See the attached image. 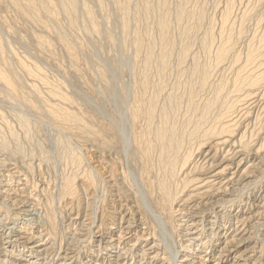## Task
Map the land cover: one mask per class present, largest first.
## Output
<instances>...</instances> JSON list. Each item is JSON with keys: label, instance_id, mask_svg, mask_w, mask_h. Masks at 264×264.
<instances>
[{"label": "rangeland", "instance_id": "rangeland-1", "mask_svg": "<svg viewBox=\"0 0 264 264\" xmlns=\"http://www.w3.org/2000/svg\"><path fill=\"white\" fill-rule=\"evenodd\" d=\"M61 1L0 0V264H264V0Z\"/></svg>", "mask_w": 264, "mask_h": 264}, {"label": "bare ground", "instance_id": "bare-ground-1", "mask_svg": "<svg viewBox=\"0 0 264 264\" xmlns=\"http://www.w3.org/2000/svg\"><path fill=\"white\" fill-rule=\"evenodd\" d=\"M14 2H18V1H20V0H13ZM25 1V0H24ZM30 3H32V0H28ZM117 1V0H116ZM77 2H78V0H77ZM75 0H62L61 1V5H63L62 7V10H63V12H65V13H67L69 16H71V17H74L75 16V14L77 13V11H78V8H80V6H79V4L77 3ZM29 3V4H30ZM131 3V2H130ZM15 5V4H14ZM31 6H32V4H31ZM124 6V5H123ZM46 7V6H45ZM44 7V8H45ZM119 7H120V5H119ZM46 10H48L47 8H45ZM127 9V8H126ZM84 10V9H83ZM42 11H43V9H42ZM85 11H86V8H85ZM127 11V10H126ZM123 12V11H122ZM86 13H89V12H87L86 11ZM147 14V13H146ZM88 15H90V14H88ZM127 15V14H126ZM65 16H66V14H65ZM128 16V15H127ZM130 16V15H129ZM67 17V16H66ZM90 17V16H89ZM88 17V18H89ZM87 18V17H86ZM123 18V17H122ZM72 19V18H71ZM91 19V18H90ZM107 19H109V18H107ZM127 19V18H126ZM72 21V20H71ZM121 21V20H120ZM91 22V21H90ZM123 22V20L121 21V23ZM165 23H166V21H165ZM124 24V23H123ZM125 25H126V23H125ZM79 26V25H78ZM78 26H76L77 28H78ZM162 23H161V25H160V27H161V29H162ZM76 27H74V28H76ZM85 28V27H84ZM91 30V29H90ZM161 31V30H160ZM164 31V30H163ZM87 33V32H86ZM94 33V32H93ZM60 35V34H59ZM42 44H44V43H42ZM126 44V43H125ZM126 46V45H125ZM125 48V47H124ZM222 51V50H221ZM226 51H228L227 49H226ZM225 51V52H226ZM261 51V50H260ZM250 52H251V50H250ZM255 52V51H254ZM221 54V53H220ZM250 54V53H249ZM248 54V55H249ZM256 54V53H255ZM252 55V54H251ZM253 56V55H252ZM251 56V57H252ZM222 57H223V55H222ZM221 57V58H222ZM256 57V56H255ZM223 59V58H222ZM249 60V59H248ZM164 62V61H163ZM254 62V61H253ZM248 63V62H247ZM246 63V64H247ZM248 65V64H247ZM263 65V64H262ZM210 66V65H209ZM244 67V66H243ZM246 71V70H245ZM1 73H2V71H0ZM208 72V71H207ZM264 72V71H263ZM0 73V77H1V79H6L5 78V76L4 75H2ZM205 73V72H204ZM239 73V72H238ZM207 74V73H206ZM264 73H262V75H263ZM9 76V75H8ZM7 76V77H8ZM201 76V75H200ZM203 76H204V74H203ZM246 76V75H245ZM247 76H249L248 74H247ZM205 77V76H204ZM238 77V76H237ZM255 77V76H254ZM211 78V77H210ZM258 78V77H257ZM256 78V79H257ZM206 79V78H205ZM241 79V78H240ZM244 79V78H243ZM247 79V78H246ZM249 80V79H248ZM247 80V81H248ZM236 81V80H235ZM260 81V80H259ZM201 82V81H200ZM209 82V81H208ZM259 83H261V82H259ZM263 83V82H262ZM202 84V83H201ZM200 84V85H201ZM242 84V83H241ZM240 84V85H241ZM205 85V84H204ZM203 85V86H204ZM244 85V84H243ZM257 85V84H256ZM50 88V87H49ZM204 88V87H203ZM241 88V87H240ZM251 88V87H250ZM250 88H248V89H250ZM55 89V88H54ZM201 89V88H200ZM235 90V89H234ZM50 91V90H49ZM220 91V90H219ZM242 92V91H241ZM246 94V93H245ZM251 94V93H250ZM237 95V94H236ZM247 95V94H246ZM218 98V97H217ZM216 99V98H215ZM213 103H215V102H213ZM229 105V104H228ZM225 106V105H224ZM191 107V106H190ZM198 108V107H197ZM215 108V107H214ZM232 108V107H231ZM230 108V109H231ZM55 109V108H54ZM57 110V109H56ZM204 110V109H203ZM58 111V110H57ZM151 111V110H150ZM51 112V111H50ZM53 112V111H52ZM51 112V113H52ZM208 112V111H207ZM214 112V111H213ZM62 117V116H61ZM69 116H67V115H64V119H68L69 120ZM72 120V119H71ZM62 122H64V120L62 121ZM200 128V127H199ZM193 129V128H192ZM197 131V130H196ZM160 132V134H161V131H159ZM174 132V131H173ZM163 133V132H162ZM171 133V132H170ZM164 134V133H163ZM167 134V133H166ZM165 135V134H164ZM169 135V134H168ZM168 135H166V136H168ZM206 135V134H205ZM165 137V136H164ZM162 138V137H161ZM161 138H160V140H161ZM165 138H163V140H164ZM169 139H171V138H169ZM191 139V138H190ZM167 140H168V138H167ZM243 140V139H242ZM175 141V140H174ZM180 141V140H179ZM178 141V142H179ZM162 143H164L163 141H161ZM170 143V142H169ZM169 143H168V146H169ZM176 143V142H175ZM170 144H172V143H170ZM181 143H179V145H180ZM226 144V143H225ZM178 145V144H177ZM168 146H166L167 148H169ZM176 146V145H175ZM164 147H165V145H164ZM160 148V147H159ZM163 148V147H162ZM179 148V147H178ZM170 149V148H169ZM173 149V148H172ZM171 150V149H170ZM175 150H178L177 149V147L175 148ZM174 150V151H175ZM166 152H168L167 151V149L165 150ZM242 151V150H241ZM164 152V151H163ZM166 152H165V154H166ZM171 152V153H170ZM173 152V150L172 151H169L168 153L169 154H173L172 153ZM176 152H178V151H176ZM208 153V152H207ZM168 154V155H169ZM177 154V153H176ZM175 154V156H172V157H177V155ZM167 154H166V156H168ZM191 155H192V153H191ZM170 156V155H169ZM180 157V156H179ZM185 157V156H184ZM165 159H167V158H165ZM188 159V158H187ZM189 160V159H188ZM167 161V160H166ZM174 161V160H173ZM175 163V162H174ZM161 164V163H160ZM173 163H171V165H172ZM170 165V164H169ZM175 165V164H174ZM181 167V166H180ZM166 168V167H165ZM176 168V167H175ZM178 168V167H177ZM176 168V169H177ZM182 168V167H181ZM214 168V167H213ZM184 169V168H183ZM204 169V168H203ZM168 170H171V169H168ZM167 170V171H168ZM200 171H202V170H200ZM170 172V171H169ZM175 172V171H174ZM197 171H195V173H196ZM205 172V171H204ZM171 173H172V171H171ZM197 173H199V172H197ZM206 173V172H205ZM208 173V172H207ZM176 174V173H175ZM177 176V175H176ZM217 176V175H216ZM172 177V176H171ZM202 177V176H201ZM164 178V177H163ZM165 179V178H164ZM163 179V180H164ZM197 179V178H196ZM199 179V178H198ZM201 179V178H200ZM166 180V179H165ZM168 180H169V178H168ZM171 180V179H170ZM210 180H212V178L210 179ZM193 181H195V180H193ZM193 181H191V183L193 182ZM201 181V180H200ZM200 181H198V182H200ZM231 181H233V180H231ZM160 182H161V180H160ZM168 182V181H167ZM176 182V181H175ZM205 182V181H204ZM162 183V182H161ZM194 184H195V182H193ZM197 183V182H196ZM203 183V182H202ZM202 183H200V184H202ZM206 183V182H205ZM164 184V183H163ZM174 184V183H173ZM212 184V183H211ZM152 185V184H151ZM160 185V184H159ZM162 185V184H161ZM185 185H186V183H185ZM191 185H193V184H191ZM191 185H189V186H191ZM157 186H158V183H157ZM209 186V185H208ZM205 187V186H204ZM207 187V186H206ZM163 188V187H162ZM168 188V187H167ZM157 189H158V187H157ZM164 189V188H163ZM201 189V188H200ZM210 189V188H209ZM172 190V189H171ZM177 191V190H176ZM165 192H166V190H165ZM169 192V191H168ZM201 192V191H200ZM164 193V192H163ZM167 193V192H166ZM203 193H205V192H203ZM207 193V192H206ZM172 194H173V192H172ZM177 195V194H176ZM205 195V194H204ZM167 196V195H166ZM174 195H172V197H173ZM194 196V195H193ZM197 196V195H196ZM198 197H201V196H198ZM176 198V197H175ZM174 199V198H173ZM167 200V199H166ZM168 201V200H167ZM174 201V200H173ZM173 201H172V203H173ZM151 203V202H150ZM171 203V204H172ZM159 205V204H158ZM157 205V206H158ZM171 207V206H170ZM148 208V210L149 211H151L152 213H154V214H152V215H154V217H155V219L158 221V222H161V219H162V217L159 215V214H157V212L156 211H154L152 208H151V206L150 207H147ZM162 208V207H161ZM160 208V209H161ZM166 209V208H165ZM169 210V209H168ZM162 223V222H161ZM165 225V224H164Z\"/></svg>", "mask_w": 264, "mask_h": 264}]
</instances>
